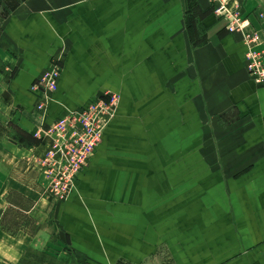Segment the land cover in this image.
Masks as SVG:
<instances>
[{"label": "crops", "instance_id": "crops-1", "mask_svg": "<svg viewBox=\"0 0 264 264\" xmlns=\"http://www.w3.org/2000/svg\"><path fill=\"white\" fill-rule=\"evenodd\" d=\"M233 1L263 35L264 0ZM4 23L13 70L0 107L11 123L35 135L32 88L55 64L62 75L42 126L107 92L121 103L71 197L29 234L1 222L46 208L34 162L47 145L31 147L21 168L0 140L1 256L264 264V87L210 0H22Z\"/></svg>", "mask_w": 264, "mask_h": 264}, {"label": "built area", "instance_id": "built-area-1", "mask_svg": "<svg viewBox=\"0 0 264 264\" xmlns=\"http://www.w3.org/2000/svg\"><path fill=\"white\" fill-rule=\"evenodd\" d=\"M210 3L215 14L226 19L228 33L240 37L245 45V67L252 81L264 87V30L262 35L233 0H210ZM61 75L62 68L55 64L40 84L32 88L38 93L39 110L51 104V95L57 91ZM120 103V95L107 92L86 107L56 119L47 128H37L38 139L47 145L37 167L47 180V190L52 196L63 201L71 197L79 176L89 167L106 130L116 118Z\"/></svg>", "mask_w": 264, "mask_h": 264}, {"label": "rangeland", "instance_id": "rangeland-1", "mask_svg": "<svg viewBox=\"0 0 264 264\" xmlns=\"http://www.w3.org/2000/svg\"><path fill=\"white\" fill-rule=\"evenodd\" d=\"M22 0H0V93L6 91L7 84L9 83L11 79V74L13 67L10 66L8 69L7 62H6V50H7V44L4 39V22L7 19V17L12 13V10L21 2ZM257 2L255 1V5ZM196 24L193 16L190 19V25L188 24L189 28H198L194 27ZM206 39L203 37L198 42V44L202 43ZM4 100L2 96H0V100ZM6 103V102H5ZM50 106V105H49ZM49 106L47 105L46 108L43 109V111L39 110L38 107V113L36 116V127L41 129V122L45 120V117L47 116V112L49 109ZM10 108L7 104L0 107V140H1V146H8L11 147L12 150L10 152H7L10 154V160L12 162H15L18 164L17 166L23 167V163H29L30 159H32L31 156H29V149L35 145H40L42 143L41 140L38 139L36 133L35 135H29L26 131L22 130L17 125H14L11 123L10 116ZM44 129L46 128L43 126ZM37 132V130H36ZM40 141V143H39ZM50 141V140H49ZM13 150H15L16 153H13ZM28 156V157H27ZM0 159H2V156L0 155ZM21 160V163L19 161ZM34 162L35 168L38 169V163L39 158L35 159ZM28 166V165H27ZM24 167L25 164H24ZM21 170L20 168L16 169ZM15 175V174H14ZM31 179L36 181L33 177ZM39 179V175H38ZM32 182V183H33ZM42 183V182H41ZM38 183L40 188L42 189V199L43 203L45 204L43 206H46L45 209L40 207L37 211L33 212L32 214L25 215L24 213H18V212H10L8 215H6L1 222L2 228L6 231H10L14 235H17L18 229H21L23 231L32 232V227L34 226V223H37L38 221H41L43 218L47 217L48 213L51 212L49 215V218L53 219L55 207L58 206V204L64 202L63 200H59L52 196L48 192V183L46 184V188L44 189L42 184ZM26 206H29L28 203L25 202ZM32 226V227H31ZM1 252V251H0ZM3 252V251H2ZM54 252V251H51ZM0 264H61V262L58 261V259L52 255V253L44 254L39 251L31 250L27 252V255L19 262H10L7 260L5 256L0 255Z\"/></svg>", "mask_w": 264, "mask_h": 264}, {"label": "trees", "instance_id": "trees-1", "mask_svg": "<svg viewBox=\"0 0 264 264\" xmlns=\"http://www.w3.org/2000/svg\"><path fill=\"white\" fill-rule=\"evenodd\" d=\"M191 29H192V28L190 27V32H191ZM39 143H40V141H39Z\"/></svg>", "mask_w": 264, "mask_h": 264}]
</instances>
